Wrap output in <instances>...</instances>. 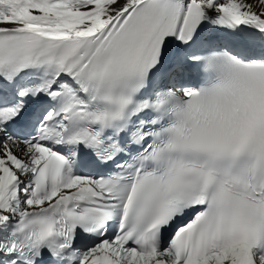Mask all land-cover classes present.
Listing matches in <instances>:
<instances>
[{
  "label": "snow or ice",
  "instance_id": "6c2138e0",
  "mask_svg": "<svg viewBox=\"0 0 264 264\" xmlns=\"http://www.w3.org/2000/svg\"><path fill=\"white\" fill-rule=\"evenodd\" d=\"M0 264H264V0H0Z\"/></svg>",
  "mask_w": 264,
  "mask_h": 264
}]
</instances>
